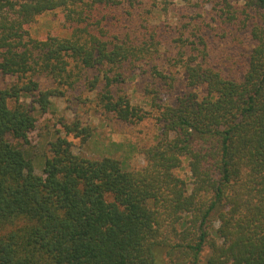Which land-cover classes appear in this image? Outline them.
<instances>
[{
    "label": "trees",
    "instance_id": "trees-1",
    "mask_svg": "<svg viewBox=\"0 0 264 264\" xmlns=\"http://www.w3.org/2000/svg\"><path fill=\"white\" fill-rule=\"evenodd\" d=\"M215 1L246 27L257 18L243 70L182 51L184 91L173 95L177 76L150 63L151 42L103 26L115 0H0V74L13 79L0 87V264H200L207 245L205 264H264V0L240 12ZM57 8L68 34L32 37L37 16ZM138 70L162 82L146 90L159 124L146 164L133 169V148L115 143L95 158L75 153L68 136L86 142L94 129L62 116L38 173L30 134L53 97L87 71L96 105L137 123L149 112L120 84ZM184 159L190 186L175 173Z\"/></svg>",
    "mask_w": 264,
    "mask_h": 264
},
{
    "label": "rangeland",
    "instance_id": "rangeland-1",
    "mask_svg": "<svg viewBox=\"0 0 264 264\" xmlns=\"http://www.w3.org/2000/svg\"><path fill=\"white\" fill-rule=\"evenodd\" d=\"M115 1V4L106 8L103 26L112 36L132 40L133 43L151 42L153 52L150 54V63L157 64L160 68L167 64L177 76V87L173 90V95L184 91L182 67L174 64V57H179L182 51L185 54L193 53L200 59L205 57L221 67L226 74L239 75L242 72L246 55L253 45L251 24L257 18L252 20L250 16L247 20L249 26L246 27L240 21L245 17L243 14L236 20H230L215 0ZM230 1L237 11H242L244 0ZM64 23L63 8H57L37 16L29 29L34 38H44L49 32L64 36L69 32ZM148 67L149 65H144V68ZM146 71L138 70L120 84L122 93L131 95L133 103L141 105L149 112L144 120L137 123L114 119L96 105L95 92L89 89L88 83L93 79V74L87 71L72 88L66 90L65 95L53 97L55 108L52 106L38 117V128L30 134L31 143L34 145L30 156L36 171L41 173L45 158L50 156L49 145L55 139V128H62V116L69 120L77 117L89 122L94 129V135L86 142L72 134L68 136L73 142L75 153L95 158L100 155L105 143L109 147H115V143L123 149L133 148L130 154V165L133 169L145 165L144 149L155 144L159 135L157 107L150 105L153 94H147L146 90L162 85L156 76L149 70ZM39 80L43 88L51 85V80L46 77H40ZM12 81L11 76L0 74V87ZM168 95L169 92H166L165 97ZM175 173L189 186L192 185L186 159L181 167L175 169ZM210 251V246H205L200 264H205Z\"/></svg>",
    "mask_w": 264,
    "mask_h": 264
}]
</instances>
